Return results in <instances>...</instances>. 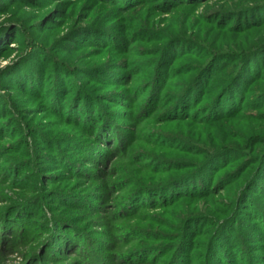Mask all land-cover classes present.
Masks as SVG:
<instances>
[{"label": "rangeland", "instance_id": "374dc122", "mask_svg": "<svg viewBox=\"0 0 264 264\" xmlns=\"http://www.w3.org/2000/svg\"><path fill=\"white\" fill-rule=\"evenodd\" d=\"M261 1L0 0V264H264V235L217 238L264 215ZM211 58L261 75L214 121L220 90L177 98Z\"/></svg>", "mask_w": 264, "mask_h": 264}, {"label": "trees", "instance_id": "16d2710c", "mask_svg": "<svg viewBox=\"0 0 264 264\" xmlns=\"http://www.w3.org/2000/svg\"><path fill=\"white\" fill-rule=\"evenodd\" d=\"M177 3H181V1H176L175 3H173V5L176 6ZM258 5L259 6L264 5V1L258 2ZM259 19H262V18H257L256 20H259ZM251 26H252V28H250V30H254L257 27V26H255V24H253ZM201 39L202 40L200 42L196 43V44L198 46L201 45L202 47L205 48L206 44L203 43V38H201ZM261 46H264V43H260L257 47H254L252 49L248 48L249 51L242 52L240 57H242V55H243V57H246L249 54L253 55V52L255 54V52L259 48H261ZM248 49H246V50H248ZM218 50H220V49L217 48L216 51H218ZM224 54L227 55L228 53L224 52V51H219L216 55H224ZM212 55L215 56V54H212ZM221 59H226V58L225 57H221L218 60H221ZM212 60H214V58L209 59L206 62V64L203 65L200 68V70L195 74V76L192 78V80H190V82L183 87V89L181 90L180 94L177 96V98H179V101L183 99V102H184V100H186L189 95L194 94V93L197 92V88L196 87L198 85H200V83L203 85L204 88H207V89L212 88L214 90H216V89L220 90L219 93L217 94V96L212 99V102H211V105H210V106L214 105V106H216V108L215 109L214 108L213 109L212 108L208 109L209 110V114L208 115L210 116L208 121H211V120L214 121V120H219V119L222 120V119L233 117L235 114H233L232 112L234 111V108L237 106V103H236L237 93H236V91H237L238 87L240 85H242L243 82L246 79H248L250 77H253V75H255V77H253V79L260 78V76H261L260 73H256L253 65H252L253 69L250 67V62L252 61V59H250V61H248V60L245 61V62L241 61V63L239 64L237 69L234 71L233 75L230 76L228 81L224 80V78H222L219 75H217L214 78H212L211 75H207V76H205V78H203V76H204L203 71L207 68V66H208L207 64L208 63L210 64V62ZM242 60H245V59H242ZM252 62H254V61H252ZM67 68L70 71H74L73 67L72 68L67 67ZM262 70H264V69H262ZM63 72H65V71H63ZM262 72H264V71H262ZM161 73H162V69L159 68L157 70V74H161ZM223 80L225 82L224 84L222 83ZM202 92H204V91H201V93ZM201 93H200V95H201ZM58 96H60V95H57V97ZM69 106L70 105H68L66 112L70 115V113H72L73 109H75V108H69ZM190 108H192V107H190ZM76 110H77L76 113L81 112V111L78 112L77 108H76ZM208 110L204 111L203 113L207 114ZM179 118H181V117H179ZM74 131L77 134L79 133V129L78 128H74ZM189 140L191 141V138H189ZM198 140L199 139H197L195 141L201 142V141H198ZM202 143H204L202 149H203V152H205V153H208V150L211 149L213 146H215V147L217 146L216 144L213 145L211 142H209V143L208 142H202ZM73 149H75V148H73ZM232 149H234V148H232ZM222 150H224V149H218L216 151H210L209 155H207V159L199 166V171L198 172L201 171L203 165L207 161H209L214 156V154L215 155L220 154L219 152H221ZM234 152H236V153H234L235 155L232 154L234 156H239V155L242 154V152H239V151H234ZM54 157H55V153H52V152L46 155V158L49 159V162H54L53 161ZM86 169H94V168H93V165H92L91 167H88ZM198 172H195L192 177H194V176L197 177L199 175ZM204 177L205 176H202V178H204ZM257 178L258 179L260 178L262 180V183H264V171H258V173L256 171V172L252 173V175L248 179L247 184L245 185L243 190L244 191L247 190L246 192L251 191L252 190V186L254 185L255 180ZM103 186L106 187L105 183H103ZM246 186H247V188H246ZM258 186H260L258 190H262V188H264V185H261V183H259ZM236 204H238V203H236ZM39 208H41L43 210V209H45V206L44 205L43 206L39 205ZM247 208H248L247 209L248 211H241V214H235L234 213L235 216L233 218H235V219H233V221H231L230 231H232V232H229L228 235H231V233H233L234 226L238 227L237 235L234 234L232 239L229 238V237H228L229 238L228 239V238H226V236L221 237L220 235H218L219 236V237H217L218 239L221 238L223 240V243H228L229 245L232 244L233 242H234V244L238 245L239 243L237 242V239L243 237V238L249 239L250 245H252V243L254 242L256 236L264 235V226H262L260 228L259 225L257 223H255V221L254 222L252 221V219L254 220V218H249V217H252V216H255V218H262L261 216H264V215H262V212L259 211V210H256V209H253V208L251 209L250 207H247ZM19 218L23 219L22 216H19ZM56 220H58V218ZM241 222H243V223H241ZM239 223H241V225ZM44 227H46V225L41 226V228H44ZM62 230L63 229L60 230L61 233L62 234L65 233V235H67L66 232H68V231H62ZM195 234H197V233H195ZM214 243H216V241ZM65 244H66V246H69V243L67 241L65 242ZM61 246H63V245H61ZM215 247H216V245H215ZM252 260H255V258H253ZM219 263H221V262H219Z\"/></svg>", "mask_w": 264, "mask_h": 264}]
</instances>
